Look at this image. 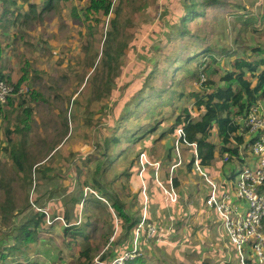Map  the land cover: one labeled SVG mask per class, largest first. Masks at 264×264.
Returning <instances> with one entry per match:
<instances>
[{
    "label": "rangeland",
    "instance_id": "obj_1",
    "mask_svg": "<svg viewBox=\"0 0 264 264\" xmlns=\"http://www.w3.org/2000/svg\"><path fill=\"white\" fill-rule=\"evenodd\" d=\"M14 1V4H4L0 0V72L13 81L25 72L28 78L23 84L28 87L27 93L34 90L40 98L30 102L32 114L23 136L12 135L15 141H23L27 165L33 168V174L29 169L20 173L14 168L9 149L2 148L6 141L0 132V235L14 232L12 229L32 210L44 209L52 226L46 228L48 223L42 225L37 242L15 251L8 260L78 264V249L88 246L90 259L83 264H100L112 257L113 249L120 242L113 231H117V223L122 219L109 204L115 197H123L125 192L118 187L117 176L120 172L129 171L128 166L139 159L141 150L145 154L144 166L150 165V153L155 146L152 150L143 146L148 139H154L155 144L160 142L162 152L167 150L161 143L162 139H158L161 130L173 123L185 104L190 105L193 101L188 98H183L184 102L175 100L173 91L181 88L188 96L207 78L204 75L200 82L183 78L187 71L192 70L194 60L181 64L178 60L186 61L196 49L207 46L213 53L226 50L227 54L217 56L222 72L225 67L230 68L229 63L234 58L256 53L255 49L264 47V0H219L214 5L200 7L197 14L190 15L181 26L187 30L183 36L176 35L174 30L181 25L187 0H113L114 7L119 8L121 30L118 38H125L127 47L120 58L122 66L111 94L90 105L87 103L88 81L95 73L104 32L109 29V19L114 13L108 17L94 14L86 18L83 8L88 0H56L49 4V8H46L44 0H30L35 5L33 12L27 11L24 0ZM240 16L249 18L252 23L246 25ZM154 66V76L145 79L147 70ZM171 67H179L175 71L174 85L155 98L156 91L170 85ZM163 69L169 71L166 76ZM217 76L212 75L214 78ZM16 96L21 94L12 97ZM138 104L148 110H139ZM259 104L258 108L264 109V100ZM5 122L6 118L1 115L2 128ZM149 126L151 130L142 135ZM138 135L141 138L135 140ZM111 137H118L119 142L110 144ZM211 139L215 141L214 137ZM95 166L102 170L98 176L102 189L92 182ZM147 173L149 170L143 172L144 185L138 182V168L133 170L130 179L135 184V196L140 202L139 207L135 206L134 215L141 220V215L148 214L154 219L150 223L157 227L155 221L160 220L156 217L155 208L163 205L164 198L158 186H154L153 173L151 176ZM29 174L33 180H29ZM42 176L52 177L53 181ZM68 197H76L73 198L76 201L72 200L65 208L68 202H63V199ZM25 203L27 206L23 210ZM63 208L69 213L70 225L80 223L76 217L78 214L82 216L80 226L87 222L85 241L78 239L75 243L62 236ZM134 225L140 226V223ZM174 227L176 231L182 228L176 222ZM157 231L154 237H166L164 227ZM172 240L171 232L162 241L164 243L157 244L158 248H163L159 259L154 257L155 260L148 264H167L169 261L165 263L163 260L166 254L171 256L167 251L176 249ZM9 243L11 239L6 237L0 240V246ZM186 248V245L178 246L175 257ZM0 249L4 251L2 249L5 248ZM196 253H201V258L209 254L208 251ZM201 258H191L188 264L203 261ZM210 261L208 259V263Z\"/></svg>",
    "mask_w": 264,
    "mask_h": 264
},
{
    "label": "trees",
    "instance_id": "obj_2",
    "mask_svg": "<svg viewBox=\"0 0 264 264\" xmlns=\"http://www.w3.org/2000/svg\"><path fill=\"white\" fill-rule=\"evenodd\" d=\"M24 1L27 3V11L33 12L35 5L30 3L29 0ZM53 1L56 0H46V8H49V4ZM187 1L188 3L184 2L185 14L181 17V25H178L174 30V33L179 36H183L187 32V30L181 26L184 25L185 21L191 16L196 15L200 7L214 5L219 2V0ZM1 2L4 4L15 3L14 0H1ZM111 13H114V16L109 19V29L104 32V40L100 51L98 65L94 66L95 73L88 81L89 94L87 96V103L89 105L92 102L111 94L113 90L112 85L115 84L119 76V71L122 66L120 58L125 53L127 41L125 38H118L121 30L118 21L119 8L114 7L113 0H88L87 5L83 8V14L86 18L94 14L108 17ZM240 19L246 22V25L252 23L249 21V18L244 19L240 16ZM254 51L256 53L252 55H243L234 58L232 62L229 63L230 68L225 67L222 72L220 71L221 68L219 67L220 64L217 56L221 53L227 54L226 50H219L218 53H213L211 48L207 46L200 50L196 49L193 55L186 61L178 60L180 64L184 62L188 63L191 59L194 60L192 70L190 72L186 70L187 72L183 78L198 82H200L201 77L204 78V75L207 78L200 82L199 89L191 91L188 96L183 93L184 91H182L181 88L178 91H173L175 100L188 98L193 100V104L192 108L184 106L180 109V113L175 116L172 126L167 131L172 133L175 129H180V132L177 135L176 144L174 145V148H172V151H174L176 163L185 162L190 148H193V155L190 161L185 164V172L182 167L173 169V165L171 168L169 166L165 169V174L169 179V182L165 184V187L167 186L166 189L180 188L182 180L185 178L186 173L191 169V165L196 160L201 166H210L215 164L219 159H222L225 154H228L229 158L227 161H240L238 149L233 145V142L237 145L243 142V132L245 129L243 128V131H240L242 124L237 121V117L244 116L249 108L252 105H255L258 99H264V47H259ZM232 53L233 54L231 55H234V52ZM169 62L174 64L172 61ZM179 67H171L172 78L170 85L167 89L156 91L154 93L156 96L155 98L161 96V92H166V90L174 85L175 71H178ZM155 68L156 67L154 66L147 70V73H145V79L154 76ZM168 73V70L163 69L164 76ZM214 74H218L217 78L212 77ZM27 78L28 75L23 72L16 81L11 82L8 77H4L0 72V80L7 83H13L16 88L21 83H25ZM145 85L146 83H144V86ZM127 92L131 93L130 90ZM26 94H28V97H24ZM16 97H18V100ZM16 97H9L6 100V104L3 105V108L0 105V117L2 115L6 118L5 127L2 128L0 124V132H2L3 139L6 141V146L2 148L5 150L9 149V158L18 172L25 173L26 169H29L33 174V168L27 165V155L23 141L21 139L15 141L12 135L17 134L21 137L23 136L28 125L27 121L32 114V106L30 102L39 99L40 94L34 90H29L28 93L26 92L25 94ZM137 107L139 110H148V108L141 107L140 104H138ZM150 109L151 107L149 110ZM191 109L197 111L196 117H192ZM18 111H23V113L20 114ZM126 116L128 115L126 114ZM11 118H13V120L10 122ZM141 125L142 124H140V126ZM151 128V126L145 128L141 134L144 135L149 132ZM212 131H215L216 133L219 142L218 144H215L210 140ZM164 135L165 133L163 132L158 139H163ZM139 138H141V135L136 136L135 140ZM118 142V137H111L109 139L110 144H116ZM159 144L160 142L155 144V148L150 154L151 158L154 157L155 160H159L163 154V150L159 148ZM181 144L184 146L180 147L179 145ZM101 172V167L95 166V170L92 172L93 185L98 186L100 184L98 176H100ZM29 175V180H33L32 175ZM42 177L46 180L50 179L53 181L52 177ZM99 188H101L100 185ZM30 194L31 190L27 194V200L29 199ZM73 198L76 197L65 198L63 199V202L70 203L72 200L76 201V199ZM26 206L27 203H25L23 210ZM111 207L114 209L117 216L127 224L125 226L127 230L132 228L134 224L141 222V220L133 219L128 215L125 211V204L120 197L117 196L113 199ZM62 218L64 220L62 236L68 237L75 243H77L78 239H83L85 241V227L87 224L84 223L83 226L77 224L70 225L69 213L66 209L63 210ZM46 223H48L46 213L32 210L29 215L24 217L22 222L12 229L14 232L8 233L9 231H7L2 233L0 235V240L1 238L6 237L11 239V243L0 246L5 248L2 249L4 251H1L0 249V264H38L36 261L32 260H8V257L15 251L23 250V248H26L30 243L37 242L39 232L43 230L42 225ZM78 254V264H83V261L88 262L90 259V248L85 246L79 250ZM138 260L139 259L135 257L127 261V264H136Z\"/></svg>",
    "mask_w": 264,
    "mask_h": 264
},
{
    "label": "crops",
    "instance_id": "obj_3",
    "mask_svg": "<svg viewBox=\"0 0 264 264\" xmlns=\"http://www.w3.org/2000/svg\"><path fill=\"white\" fill-rule=\"evenodd\" d=\"M25 4L27 7L26 1ZM262 100L264 99H258L255 105L259 106V102ZM181 101L183 102V100ZM192 104L193 101L190 105L185 104L184 106L192 108ZM191 110L192 117H196L197 111L193 109ZM260 111L264 116V109H261ZM172 124H169L166 129L161 130L162 133L164 132L165 135L167 134V136H164L161 140V143L164 144L165 149L167 150L163 152L159 160H155L154 157H150L151 162L149 161V159L147 161V163L150 162V165L148 167L144 166L146 163L145 154L144 151L142 152L141 150L139 159L133 161V163L128 166L129 171H124V174L123 172H120L117 176L119 184L118 187L121 188V191L125 189L123 197L120 196L121 200L125 204V211L131 218L136 219L134 215V209L136 204L137 207H139L138 205L140 202L136 199L135 196V184H133L130 180L133 176V170H136L138 168L140 174L138 175V182H141V184L143 185L145 184V181L142 178L143 172L149 170V173H147V175L151 176L153 173L152 177L155 181L154 186H158L159 190L162 192V197L164 198L162 202L163 205H157L155 208L156 217L160 220V222L155 221L157 224V230H160L161 226L164 227V233L166 237L169 233L172 232V245L176 249L178 246L182 247L186 245L187 247L184 251L181 249L176 257V249L167 251L171 256H167L166 254V258L163 259L165 263L169 261L167 264H188V261L191 258L200 259V252L203 253L204 251H208L209 254H203L204 256H202L201 258V260L204 261V264H227L228 262L229 264H239V253L236 248L229 242L223 222L216 212L206 207L204 199L212 192L215 193V195H218L223 190L231 189L237 171H240L244 166L254 167L256 165L255 156L248 150L249 137L243 136V142L239 145L233 142V145L238 149L240 161L225 162L222 158L213 165L201 166L196 160L191 165V169L186 173V176L182 180L180 188L168 190L166 189L167 186L165 187V184L169 182V179L165 174V169H167L169 166L171 168V166L173 165V169L182 167L185 172V164L186 162L190 161L193 155V148H190L185 162L176 163L174 151H172V148H174V145L176 144L177 135L179 134L180 129H175L172 133L167 132ZM173 134H175L176 136L173 137ZM212 137L215 138V141L211 139ZM148 140L149 141L144 142L145 145L143 144V146H145L147 149L152 150L155 146V143H153L154 139L152 141L150 139ZM210 140L215 144L219 143L215 131H212ZM179 146L183 147L184 145L181 144ZM150 167L154 170H152ZM145 187L147 188V185H145ZM199 194H202V196L200 197ZM112 203L113 201L109 202L110 205H112ZM68 204L70 205L71 203L68 202L65 208L68 207ZM132 205L133 208L131 207ZM240 206L242 207V205ZM82 210L83 206L82 208H80V211ZM191 210L192 212L190 213ZM39 212L46 213L48 221V225L46 228H48L51 223V221L48 220V213L44 209H40ZM76 217L79 218L80 223L78 224L80 225L82 223V216L78 214L76 215ZM140 219V226L133 225L129 230L125 228V226L127 225L125 222L120 220V222L117 223L118 229L117 231H113V233H115L114 236L119 237L120 242L116 245L115 249H113V255L111 258L121 255L127 251L136 250L139 253L138 256H136L139 259L136 264H148L149 262L155 260V258L157 260L159 259L160 253L163 252V248H158L157 244L164 243L162 241L165 240L166 237L159 238L158 236H153L154 239H152L153 237L147 238L145 235V231L142 230L145 227L146 223L154 221V219L152 217H148V214L145 216L141 215ZM83 221H85V219ZM174 222L180 223L182 228L176 231ZM84 223L87 224V222ZM190 228H192L191 231H189ZM103 232L110 233V231ZM157 232L161 233V231ZM139 239L142 240L139 241ZM191 252L192 254H190ZM196 252L200 253V255ZM187 253H189V256L187 255ZM155 255H157V257ZM196 255H198V257H196ZM204 257H207L209 260H211L210 263H208L207 258L203 259ZM174 260H177L178 262L176 263ZM203 261L196 260V262L193 264H197L198 262L202 264Z\"/></svg>",
    "mask_w": 264,
    "mask_h": 264
},
{
    "label": "built area",
    "instance_id": "obj_4",
    "mask_svg": "<svg viewBox=\"0 0 264 264\" xmlns=\"http://www.w3.org/2000/svg\"><path fill=\"white\" fill-rule=\"evenodd\" d=\"M27 91L23 83L16 88L13 83L0 80L1 107L9 97ZM237 121L242 124L240 131L244 128L243 135L249 137L248 150L255 156L256 165L237 171L231 189L218 195L210 193L204 203L223 222L229 242L239 253V264H264V116L258 105H252ZM228 158V154L223 156L225 162ZM144 228L147 238H152L157 231L156 225L150 222ZM138 254L136 250L127 251L100 264H126Z\"/></svg>",
    "mask_w": 264,
    "mask_h": 264
}]
</instances>
